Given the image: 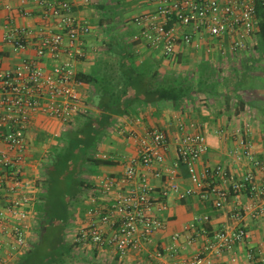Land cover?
Masks as SVG:
<instances>
[{"label":"crops","instance_id":"0c3cea01","mask_svg":"<svg viewBox=\"0 0 264 264\" xmlns=\"http://www.w3.org/2000/svg\"><path fill=\"white\" fill-rule=\"evenodd\" d=\"M92 1L75 0L74 5L75 16L87 21L91 27L90 32L82 38L85 56L73 62L77 75L82 78L79 89L85 97L86 111L68 123L36 114L26 130L24 176L33 199V212L27 227V250L41 242V233L45 229L43 225L38 241L31 244L30 229L39 211L37 207L51 204L59 209L61 215L65 213L62 230L72 213L74 220L77 219L78 224L81 222L98 176L119 174L124 164L135 155L136 144L129 131L142 135L147 129L157 127L167 134L169 146L163 167L174 174V179L182 188L190 186L191 182L185 167L178 163L175 151V139L181 134L180 125L186 132H201L206 137L208 151L197 162L199 171L205 166L225 163L236 176L252 169L257 180L264 184V174L247 160H236L229 154L232 150L240 149L241 141H244L255 157L261 159L264 156V45L255 43L251 47L259 49L257 56L249 55L250 47L233 55L228 51V43H201L200 48L182 45L175 57H164L160 51L131 41V35L136 30L131 17L145 7L143 4L125 1L124 5L131 6L125 12L127 7L123 3L119 5L120 9L109 10L107 1L100 0V10L95 13L91 7ZM4 3H10L12 10H5ZM23 8L28 13L22 15ZM9 16L17 25L40 27L45 24L40 7L31 3L22 7L19 0H0V72L14 68L24 57L35 56L32 47L13 51L11 44L4 40L6 29L3 25ZM208 45L210 51L206 50ZM55 63L49 57L41 61L46 67ZM205 63L214 72L212 85L205 89L206 92L195 81L203 79L199 70L201 64ZM133 65L145 66L144 75L133 71ZM155 71L159 79H170L174 74L195 81L191 98L177 104L170 100L155 101L153 98L139 101L135 95L148 96L147 90L151 88V83L154 84L151 75ZM128 78H132L130 83L127 82ZM124 89L128 90L126 94L123 93ZM114 94L116 97L111 99L110 96ZM114 102L117 103V112L108 109ZM246 123L249 124L248 130L245 129ZM237 128L241 129L239 133L235 132ZM78 143L84 148H76L75 144ZM70 149L74 151L67 156L71 172L59 185L62 193L54 195L48 185V175L59 162V155ZM165 174L169 175V172ZM150 180L156 187L155 194L160 195L165 176L160 179L151 176ZM48 192L51 193L49 197ZM3 195L4 190L0 186V205L5 204L7 199ZM165 200L168 208L162 218L166 227L156 232L153 243L146 249L130 252L121 259L108 249L101 252L90 249L85 252H91L94 258L86 263L172 264L173 258H190L207 235L230 222L229 214L234 207L233 197L222 209H215L210 201H202L196 196L179 199L170 194ZM240 200H249L247 193L242 194ZM260 201L264 206V196ZM205 214L209 220L198 224L199 233L188 244L186 240L193 233L185 231L184 226L191 223L194 217ZM244 219L248 231L247 246L236 245L219 257L211 255L212 264H264V215L254 219L245 216ZM174 232H180L181 236L174 242L175 249L167 253L165 247L173 243L171 235ZM247 247L252 249V258L248 257ZM156 250L161 251V256L149 255V252ZM232 256L236 257L235 262L231 261ZM19 257L8 258L6 264H17ZM72 259L73 256L68 260L69 264H80L72 262Z\"/></svg>","mask_w":264,"mask_h":264},{"label":"built area","instance_id":"2783aa9c","mask_svg":"<svg viewBox=\"0 0 264 264\" xmlns=\"http://www.w3.org/2000/svg\"><path fill=\"white\" fill-rule=\"evenodd\" d=\"M127 1L145 6L131 17L136 28L131 41L169 58L175 57L182 45L200 48L201 43H228V51L233 55L247 51L257 41V6L264 8V0ZM19 2L22 7L30 3L40 7L45 24L40 27L17 25L9 16L3 25L6 29L3 38L13 51L32 47L35 56L24 57L14 68L0 72V186L4 190L3 197L7 198L5 204L0 205V264L21 255L29 244L27 227L33 199L24 166L26 130L31 120L36 114H42L68 123L86 111L85 97L79 89L82 81L77 77L73 62L86 54L82 38L90 32V24L75 16V0ZM3 7L12 10L10 3H4ZM26 13L23 8L21 14ZM206 50H211L209 45ZM46 57L56 63L51 67L42 65ZM180 129L175 151L191 185L182 188L174 174L163 167L169 146L163 130L152 127L142 135L129 131V136L135 140V155L119 174L98 176L83 219L72 235L74 251L108 249L121 259L130 252L146 249L153 243L156 232L166 227L162 214L168 208L165 199L170 194L179 199L196 196L210 201L215 209H222L230 197L234 198L230 222L207 235L190 258H173L172 264H212L211 255L219 257L236 245L247 246L244 218L264 215L260 201L264 184L257 180L252 169L236 176L225 163L205 166L199 171L197 162L208 151L206 137L201 132H186L182 125ZM245 129H249L248 123ZM240 131L235 129L236 133ZM239 148L229 154L236 160H247L264 174V156L255 157L244 141ZM150 175L159 179L165 176L160 195L155 194ZM246 193L249 200L243 202L240 196ZM208 220L206 214L196 216L184 226L185 231L193 233L186 240L188 244L199 233L198 224ZM180 236V232L171 235L173 243L165 247L167 253L175 249L174 242ZM246 249L248 257L252 258L251 247ZM149 255L161 256V251L149 252ZM231 261L235 262L236 257L232 256Z\"/></svg>","mask_w":264,"mask_h":264},{"label":"trees","instance_id":"16d2710c","mask_svg":"<svg viewBox=\"0 0 264 264\" xmlns=\"http://www.w3.org/2000/svg\"><path fill=\"white\" fill-rule=\"evenodd\" d=\"M256 11H257V18L259 19V15L264 11V8L258 4ZM261 29L264 37V27H262ZM262 44L264 45V43ZM131 68L137 74L144 75L145 66L137 67L133 65ZM199 73L201 74V77H203V79L199 78L198 80L195 81L196 84L198 83L200 85V89L205 91V89L210 88L212 85L211 81H212V77L214 76L212 74H214V72L211 69V67L205 63V64H201ZM77 76L79 79L82 80V78H80L79 75ZM151 76L152 79L154 80V84L153 83L150 84L151 88L147 90L148 96L144 98V96L142 97L140 95H135L136 98L138 96L139 101L150 100L153 98L155 101L170 100L173 103L177 104L179 102L184 101L185 99L191 98L192 92L194 91L193 82L195 81L192 82L187 77L184 78L181 75L176 76L174 74L171 75L170 79L168 78H166L165 80L159 79V74L157 71H155V73H153ZM131 81L132 78H128L127 82L130 83ZM127 91H128L127 89H124L123 93L126 94ZM114 95L115 96L111 95L110 98L113 99L114 97H116V94ZM116 105L117 103L114 102V104H112L108 109H110L111 111L113 110V112H117L115 109ZM75 146L78 149L84 148L80 143L75 144ZM72 152L74 151H71L70 149V150H66L65 153H61L57 160L59 162L55 164L53 170L51 171V174L48 175L49 177L48 179L51 180V181L49 180L48 185L50 186L52 194L54 195H58L62 193V190L59 185L62 184L64 177L71 172V170L69 171V166H68L69 157L67 156L72 154ZM50 195L51 193H49L48 197ZM37 209L43 212L46 216L44 219L46 225H45V229L41 233L42 234L41 242L35 244L31 249L26 250L25 253L20 255L17 264L66 263L75 254V252L72 250L73 244L72 243L69 244L67 241L63 239L62 225L64 223L62 222H65L66 220V217L64 215L65 213L62 214L63 215L62 216L59 213V209L52 206L51 204L50 205L45 204L42 207L39 206L37 207ZM54 219L55 222L56 220H60L62 224L57 221L58 228L55 229V231L54 230L49 231L50 228L49 225H51L52 223L51 221H53Z\"/></svg>","mask_w":264,"mask_h":264},{"label":"rangeland","instance_id":"374dc122","mask_svg":"<svg viewBox=\"0 0 264 264\" xmlns=\"http://www.w3.org/2000/svg\"><path fill=\"white\" fill-rule=\"evenodd\" d=\"M106 1H107V4L109 5L108 6L109 10L119 8V5L122 3L124 5L125 1L129 2L127 0H106ZM99 3H100V0H93L91 2V7L95 10V13H96V11L98 13V11L100 10L99 9ZM88 6H90V4ZM124 6L127 7L126 9L123 8L125 10V12L129 11L131 9V6H127V5H124ZM262 27H264V11L262 13H260V15H259V19H258V23H257L258 31H257L256 43H264V37H263L262 29H261ZM258 50L259 49H257V48H255V49L251 48L249 51V55L257 56ZM212 78L214 79V76ZM226 82L229 83V81H226ZM77 210L78 209H76L75 211L77 212ZM72 214L69 216V219L66 221L67 222L65 225L66 227H63L64 229L62 232L63 233V239L67 242H69V241L71 242L74 230H75L76 226L78 225V221H76L77 219L74 220V215H72ZM45 217H46L45 214L41 211H38L36 213L35 222L32 224L31 229H30V232L32 234V237L30 240L31 244H34L36 241H38L39 234H40L41 230L44 229L43 225L44 226L46 225V223L44 222ZM70 219H72V220H70ZM51 222H52L51 225H49V227H50L49 231H52V230L55 231V229H57V227H58V222L57 221L55 222V219ZM84 252L85 251L82 250V251H78V253H75L73 255L74 260L72 259V262L76 261L80 264L81 263L87 264L86 262H88L91 258H94L93 254L91 252H85V253ZM70 263H71V260H70ZM66 264H69V261Z\"/></svg>","mask_w":264,"mask_h":264}]
</instances>
